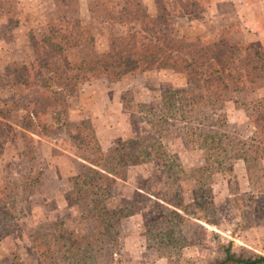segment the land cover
<instances>
[{"label": "rangeland", "instance_id": "rangeland-1", "mask_svg": "<svg viewBox=\"0 0 264 264\" xmlns=\"http://www.w3.org/2000/svg\"><path fill=\"white\" fill-rule=\"evenodd\" d=\"M66 2L67 8L65 3L57 4L90 29L98 52L108 49L111 38L135 32L146 42L160 39L171 56L190 61L203 54L201 65L193 66L195 71H209L218 56L224 71L240 77L239 82L227 81L229 90L218 103L201 82L189 81L169 68L130 74L119 81L92 79L66 98L72 127L86 122L101 149L108 152L120 140L154 138L151 123L160 118L151 120L147 113L166 114L169 107L175 110L178 101L167 105L162 99L168 91L185 90L187 94L183 100L186 116L158 123L162 129L159 141L167 154L177 158L183 171L180 189L174 193L180 191L184 210L168 203L177 200L157 160L129 166L124 178L115 184L112 197L105 201L107 209L125 207L129 213L118 220L112 246L107 249L102 244L99 264H213L225 259L224 248L229 245L236 256L262 254L264 133L255 138L252 120H258L264 110V62L254 51L241 52L232 45L251 44L264 58V49L256 42L264 36V25L260 27L264 0ZM57 4L55 0H0V74L8 64L28 59L29 37L46 34ZM221 40L224 43L218 45ZM22 94L33 96L32 91ZM4 98L0 91V105ZM139 105L149 107L143 109L146 114L140 112ZM22 114H13L14 140L5 144L0 154V264H74L78 260L87 264L79 257H66L65 261V248L52 260L39 259L37 251L43 246L57 245L60 249L63 241L59 234L93 231L87 206L75 203L73 197L72 177L81 172L83 163L75 155L79 151L71 139L76 132L72 128L55 131L49 133L50 140L22 133ZM199 133L219 139L223 150L217 157H227L221 165L215 158L206 159L209 153L205 150L212 151L213 142L211 138L203 141ZM196 199H206L211 205L199 208ZM160 206L177 210L193 222L182 226L185 239L179 240L174 250L160 244L164 241L156 233L161 228L156 232L147 228L163 216Z\"/></svg>", "mask_w": 264, "mask_h": 264}, {"label": "trees", "instance_id": "trees-1", "mask_svg": "<svg viewBox=\"0 0 264 264\" xmlns=\"http://www.w3.org/2000/svg\"><path fill=\"white\" fill-rule=\"evenodd\" d=\"M55 1L59 5L65 3L64 8L68 6L67 0ZM58 4L55 5L54 16L47 23L46 34L40 38L29 37L28 59L8 64L0 74V91L5 94L0 105V154L5 144L14 140L12 136L14 129L11 124L14 113L23 111L20 125L24 131L22 133L29 132L50 140L52 138L49 133L55 131H67L72 128L76 132V135L70 137L75 139L74 147L79 151L75 155L83 163L81 172L72 177L73 197L75 203L80 202L87 206V218L93 231L83 235H75L74 232L59 234L58 239L63 241L60 249L57 245L53 248L43 246L37 248V251L40 252L39 259L52 260L56 254L62 253V248H65L67 253L63 255L65 261L67 258L74 260L79 257L83 263L99 264L104 251L102 244L104 243L107 249L112 246L116 240L117 233L114 232V228L118 220L129 213L125 207L109 210L105 203L112 197L115 184L124 178L125 170L129 166L157 160L168 180L173 198L177 200V202L168 200V203L178 210H184L182 201L178 198L180 191L178 194L174 193L175 189H180L178 182L183 171L177 158L167 154L159 141L158 133H161L162 129L158 123L167 124V121L176 115L186 116L183 100L187 94L185 90L168 91L163 94L162 99L167 101V105L178 101L175 110L169 107L166 114L147 113L151 120L160 118V121L151 123L153 130L155 129L154 138L120 140L108 152L101 149L94 132H91V126H86V122L81 121L79 126L72 127L65 106L66 98L73 96L81 84L92 79L102 77L109 81H119L130 74L143 73L154 68H169L184 74L189 81L201 82L203 88L213 93L212 101L218 103L229 90L227 81L239 82L240 77L238 75L235 77V72L224 71V63L218 56L215 65L209 71L203 69L195 71L193 66L196 63L200 64L203 54L196 59L191 57L190 61L178 55L171 56L161 45L160 39L155 38L153 42H146L135 32L111 38L108 49L98 52L90 29L82 26L75 16L66 9H61ZM222 43L223 40L218 45ZM235 46L241 52L254 51V55L264 62L255 46L240 42L232 45ZM24 91L27 93L32 91L33 96L24 97L22 94ZM20 100L25 101L24 105H21ZM147 107L139 105L140 112L146 114L143 109H148ZM252 124L255 138L259 133H264V110L258 120H252ZM83 131H87L85 136L82 134ZM197 136L203 138V141L211 138L212 151L204 147L209 153L206 159L210 161V158H215V162L221 165L223 159L227 157H222L221 160L217 157L223 150L219 139L216 137L212 139L211 135L203 133ZM203 144L201 146H204ZM88 148L90 149L87 150ZM195 196L198 198V191H195ZM196 205L207 209L211 203L206 199H196ZM160 208L163 216L148 224L147 228L151 232L161 228L156 233V237L164 241L160 244H167V248L171 247V250H174L178 246V241L185 239L181 234L182 226L193 222L189 216L177 210L167 206ZM224 253L225 259L213 264H264V247L262 254L246 257L233 255L230 245L224 248ZM74 264H80V261Z\"/></svg>", "mask_w": 264, "mask_h": 264}, {"label": "crops", "instance_id": "crops-1", "mask_svg": "<svg viewBox=\"0 0 264 264\" xmlns=\"http://www.w3.org/2000/svg\"><path fill=\"white\" fill-rule=\"evenodd\" d=\"M256 24V23H255ZM258 25V24H257ZM264 25V23L263 24H261L260 25V27H262ZM256 27V26H255ZM261 36H262V38L260 39V40H256V42H258L259 43V45H261L262 46V48L264 49V36L261 34Z\"/></svg>", "mask_w": 264, "mask_h": 264}]
</instances>
